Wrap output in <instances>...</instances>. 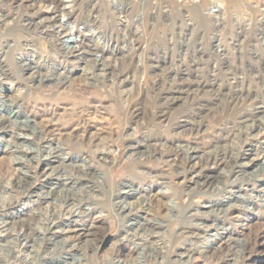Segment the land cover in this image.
Listing matches in <instances>:
<instances>
[{
    "label": "rangeland",
    "instance_id": "obj_1",
    "mask_svg": "<svg viewBox=\"0 0 264 264\" xmlns=\"http://www.w3.org/2000/svg\"><path fill=\"white\" fill-rule=\"evenodd\" d=\"M68 9L72 33L36 35ZM262 12L264 0H0V111L13 117L0 180L20 193L0 211V264H264ZM50 73L66 85L39 84ZM15 128L37 156L13 161ZM48 143L65 159L45 158ZM58 189L92 209L36 230L23 204Z\"/></svg>",
    "mask_w": 264,
    "mask_h": 264
},
{
    "label": "bare ground",
    "instance_id": "obj_2",
    "mask_svg": "<svg viewBox=\"0 0 264 264\" xmlns=\"http://www.w3.org/2000/svg\"><path fill=\"white\" fill-rule=\"evenodd\" d=\"M16 2V1H15ZM73 2V0H72ZM95 3V2H94ZM92 4V3H91ZM57 5V4H55ZM71 5V4H70ZM73 6V5H71ZM87 7V6H86ZM87 12V11H86ZM172 12V11H171ZM94 13V12H93ZM263 13V12H262ZM264 14V13H263ZM90 15V14H89ZM93 15V14H92ZM63 16L65 17V20H66V23H62L60 25H56L55 23V20L51 19L50 20V25H45L43 24V21H39L38 22H35L33 23V28L36 30V35L38 33V35L40 37H43V36H46V34L48 35V33H56L58 35H68L70 33H72V27H69L67 26L69 23H75L76 20H77V17H78V12L77 11H74V10H66L63 14ZM127 16V15H126ZM80 18V17H79ZM91 19H94V18H91ZM87 20V19H86ZM96 20V19H95ZM79 21V20H78ZM92 21V20H91ZM95 22V21H93ZM91 25V24H90ZM89 25V26H90ZM51 28V29H49ZM91 28V27H90ZM96 28V27H95ZM93 32V31H92ZM94 34V33H93ZM92 35V34H91ZM53 36V35H52ZM79 36V35H77ZM56 37V36H55ZM35 38V37H34ZM66 38V37H65ZM69 39V38H67ZM76 40H77V37H76ZM75 40V41H76ZM35 41V40H34ZM33 44V43H32ZM140 46V45H139ZM45 47V46H44ZM47 47H48V50L49 52L51 53H55L56 51V47L54 46L53 43L49 42L47 44ZM78 47V46H77ZM76 47V48H77ZM75 46L72 44L70 46H68V49L70 53H73V52H76V49ZM125 48V47H124ZM80 49V48H79ZM79 52V51H78ZM131 52V51H130ZM96 53V51H95ZM50 54V53H49ZM139 60V59H138ZM0 62H1V58H0ZM139 62V61H138ZM45 63V62H44ZM33 64V63H32ZM27 65V64H26ZM47 66V65H46ZM2 67V66H1ZM50 68V67H48ZM5 69V68H4ZM2 70V69H1ZM48 70V69H47ZM4 71V70H3ZM128 73V72H127ZM47 74V73H46ZM39 75V74H38ZM42 75V74H41ZM51 73L49 74L48 77H38V82L39 84H45V85H49V86H52V87H56L58 85H63L65 84L64 81H59V82H54L52 77H51ZM6 76V75H5ZM40 76V75H39ZM50 77V78H49ZM54 77V76H53ZM6 78V77H4ZM58 78V77H57ZM55 78V79H57ZM65 78V77H64ZM45 79V80H44ZM231 79V78H230ZM64 80V79H63ZM66 80V78H65ZM13 84V83H12ZM66 85V84H65ZM11 86V85H10ZM240 90V89H239ZM240 93V92H239ZM9 106V105H8ZM18 107V106H17ZM15 108V107H14ZM231 108V107H230ZM18 112V111H17ZM3 115L1 114V111H0V128L3 129V121H7V122H11L12 118L11 116H9V114L7 115H4L6 116V118L2 117ZM16 116V115H15ZM14 120V119H13ZM23 120V119H22ZM14 122V121H13ZM26 122V121H24ZM21 123V122H20ZM13 124V123H12ZM23 124V122H22ZM28 124V123H27ZM24 125V124H23ZM26 125V123H25ZM226 125V124H225ZM10 126V125H8ZM14 127V126H13ZM6 128V127H5ZM33 128V127H32ZM17 129L16 131H13V133L11 134L12 135V143H14V145H12V147H9V149L7 151H9V153L11 155H13V161L15 162H21V159L18 155H16V153L18 154H25L27 153V151L29 153H33L31 150H26L24 152L23 149H21L20 147H18V144H20L21 146V141H24V139L29 136L27 135L26 132H23L21 131V129H18V128H15ZM29 129V128H28ZM37 129V128H36ZM26 130V129H25ZM199 130V129H198ZM19 131V132H18ZM34 132V131H32ZM186 132V131H185ZM31 133V132H30ZM190 133V132H189ZM43 134L44 132L39 130L38 132H36V136H37V139L38 140V143L42 142L43 140ZM27 135V136H26ZM10 138V137H9ZM34 138V137H33ZM35 140V141H36ZM44 144V143H43ZM218 144V143H217ZM10 145V144H9ZM176 145V144H175ZM214 145V144H213ZM7 146V145H6ZM38 146V145H37ZM188 146V145H187ZM41 147V146H40ZM177 147V146H176ZM223 147V146H222ZM8 148V147H7ZM178 148L179 149H183L182 145H178ZM37 149V148H36ZM46 151H45V158H49L51 156H53L54 154V157L58 158H62L63 160L65 159L64 156V152L63 150L60 149L59 146H52L51 143H48L47 146H45L44 148ZM189 149V148H188ZM39 150V149H38ZM40 151V150H39ZM42 152V151H41ZM44 152V151H43ZM188 153V152H187ZM44 155V154H43ZM174 155H177V153L175 152ZM33 156H37V153L34 154L33 153ZM224 156V155H223ZM226 156V155H225ZM42 157V156H41ZM53 157V158H54ZM76 158V157H75ZM76 160V159H75ZM213 160V159H212ZM77 161V160H76ZM86 163L83 161V160H80L79 161V164L77 165L79 171H84L83 169H85L84 167L87 165H85ZM76 167V166H75ZM20 168V166H19ZM87 168V167H86ZM90 170V167L87 168ZM88 170V171H89ZM93 170H95L93 168ZM36 172V171H35ZM18 173V172H17ZM82 173V172H81ZM58 174V173H57ZM79 174V173H78ZM87 174V172H86ZM92 174V173H91ZM95 174V173H94ZM21 175V174H20ZM56 175V174H55ZM200 175V174H199ZM19 176V175H18ZM17 176V177H18ZM94 176V175H93ZM15 178V177H14ZM60 178V176H59ZM63 178H66V177H63ZM62 178V179H63ZM80 178V177H79ZM82 178V177H81ZM204 178V177H203ZM17 179V178H16ZM21 179V178H20ZM68 179V178H67ZM198 179V178H197ZM15 180V179H14ZM84 180V179H83ZM60 181V180H59ZM89 181V180H87ZM15 182V181H14ZM14 182H11V181H7L6 183H3L1 180H0V201H1V204H0V211L2 210H9L10 208L14 207L13 205L17 202V201H20V197H19V194L18 192H16L15 194H13L11 192L12 188L15 186L14 185ZM17 182V180H16ZM67 182V181H66ZM62 183V186H66V184L68 183ZM19 183V181H18ZM18 183H15V184H18ZM61 183V182H60ZM66 183V184H65ZM200 186V185H199ZM51 187V186H50ZM53 188V187H51ZM63 189V188H62ZM51 190V189H50ZM49 190V191H50ZM60 189H58V191H50L48 192L46 195H39V194H35V196H33V198L31 200H28L25 204H23V206H27V209H28V213L30 215V217L32 219L35 220L36 219H39L41 221L40 225L36 228V230H40V231H49L51 232V234H55L57 233V230L59 229V227L63 224H65V222H67V218H69L70 216H72L74 213H77L78 215L82 212V211H85V206H89L90 209H92V203H86L85 200L81 197H78L76 195H71V199L69 200L68 196L65 194L62 195V193L60 194L59 192ZM219 190V189H218ZM31 192V191H30ZM63 192V191H62ZM114 193V192H113ZM26 194V193H25ZM50 196V197H48ZM29 197H31L29 195ZM118 197V196H117ZM28 198V197H27ZM122 200H124V198H121ZM6 200V202H5ZM20 203V202H19ZM129 207H126L124 205H119L118 207V210L120 212H118L116 215L120 221V227L121 228H126V230L123 231L124 235L123 237L126 236V233L128 232L129 230V227H127V223L126 224H123L122 221H126L125 218L129 219V214H130V210H128ZM19 209V208H18ZM21 209H22V205H21ZM36 209H39L41 212H36ZM121 209L122 210H127L123 213H121ZM87 210V209H86ZM81 211V212H80ZM6 212V211H5ZM38 217H41V218H38ZM72 218V217H71ZM29 219V218H28ZM27 219V221H28ZM133 219V218H132ZM31 220V219H29ZM37 221V220H36ZM32 222V221H31ZM39 222V221H38ZM122 222V223H121ZM34 223V222H33ZM132 223V222H131ZM144 223V222H142ZM31 224V223H30ZM36 224V223H34ZM130 224V223H129ZM145 224V223H144ZM8 225V224H7ZM152 225V224H151ZM130 226V225H129ZM132 226V225H131ZM29 229V228H27ZM62 229V228H61ZM132 229L135 231V229L132 227ZM153 229V228H152ZM35 228L32 229L30 228V231L34 232ZM154 230V229H153ZM184 230V229H183ZM192 230V229H190ZM7 227H6V221L3 220V221H0V235L2 233L6 234L9 233V235H11V232H7ZM133 231V233H134ZM188 231V230H187ZM28 232V231H27ZM148 232V231H147ZM179 232V231H178ZM15 233V232H14ZM38 233V232H37ZM36 233V234H37ZM43 233V232H42ZM130 233V231H129ZM160 233V232H159ZM187 233V232H186ZM6 237V235H4ZM26 234V233H25ZM44 234V233H43ZM128 234V233H127ZM135 234H139L138 232H136ZM16 236H18V233H15ZM31 235V234H30ZM142 235V234H141ZM197 235V234H196ZM204 235V234H203ZM214 235V234H213ZM216 235V234H215ZM26 236V235H25ZM133 236V235H132ZM29 237V236H28ZM34 237V236H33ZM135 237V236H134ZM172 237V235H171ZM16 238V237H15ZM32 238V237H31ZM141 239V237H138ZM156 238V237H155ZM198 238V237H197ZM17 239V238H16ZM127 239V238H126ZM172 239V238H171ZM20 240V239H18ZM138 240V239H137ZM133 241V240H132ZM145 242V241H144ZM172 242V241H171ZM62 243V242H61ZM167 244V243H166ZM11 245V244H10ZM20 246V249L22 250L25 246V243H23V240H20L19 242V245ZM10 248V247H9ZM167 249V248H165ZM13 250V249H12ZM160 250V248H159ZM169 250V249H168ZM190 251V250H189ZM10 252V250H9ZM162 252V251H161ZM187 252V251H186ZM182 253V252H181ZM184 254V253H183ZM21 255V254H20ZM188 255V254H187ZM170 256V255H169ZM189 258V256H188ZM178 259V258H177ZM0 263H2V258L0 257ZM122 264V263H120ZM126 264V263H124Z\"/></svg>",
    "mask_w": 264,
    "mask_h": 264
}]
</instances>
